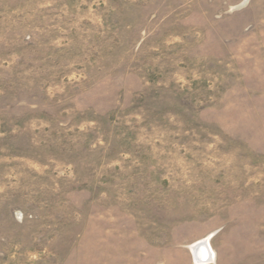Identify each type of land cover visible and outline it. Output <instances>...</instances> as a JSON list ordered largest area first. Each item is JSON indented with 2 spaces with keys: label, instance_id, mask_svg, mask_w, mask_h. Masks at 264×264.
I'll use <instances>...</instances> for the list:
<instances>
[{
  "label": "rangeland",
  "instance_id": "rangeland-1",
  "mask_svg": "<svg viewBox=\"0 0 264 264\" xmlns=\"http://www.w3.org/2000/svg\"><path fill=\"white\" fill-rule=\"evenodd\" d=\"M264 264V0H0V264Z\"/></svg>",
  "mask_w": 264,
  "mask_h": 264
},
{
  "label": "bare ground",
  "instance_id": "bare-ground-1",
  "mask_svg": "<svg viewBox=\"0 0 264 264\" xmlns=\"http://www.w3.org/2000/svg\"><path fill=\"white\" fill-rule=\"evenodd\" d=\"M210 237L201 239L190 246L193 256L199 264H212L214 262V252L209 243Z\"/></svg>",
  "mask_w": 264,
  "mask_h": 264
}]
</instances>
